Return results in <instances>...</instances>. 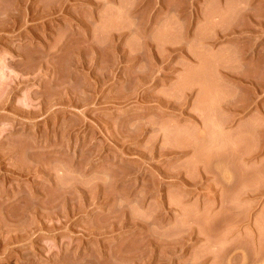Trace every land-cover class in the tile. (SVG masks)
<instances>
[{
    "label": "rangeland",
    "instance_id": "374dc122",
    "mask_svg": "<svg viewBox=\"0 0 264 264\" xmlns=\"http://www.w3.org/2000/svg\"><path fill=\"white\" fill-rule=\"evenodd\" d=\"M262 19L0 0V264H264Z\"/></svg>",
    "mask_w": 264,
    "mask_h": 264
},
{
    "label": "bare ground",
    "instance_id": "6f19581e",
    "mask_svg": "<svg viewBox=\"0 0 264 264\" xmlns=\"http://www.w3.org/2000/svg\"><path fill=\"white\" fill-rule=\"evenodd\" d=\"M241 2H244V1H241ZM245 6V5H244ZM240 8H241V15H242V17L245 19V20H248L249 22H251V19H252V17H253V15H252V13H250V7H241L240 6ZM240 11V10H239ZM254 18V17H253ZM253 20V19H252ZM254 22L256 21V19H254L253 20ZM263 19H262V22H261V26H264V23H263ZM257 23H259L260 22V20H257L256 21ZM252 26V25H251ZM264 28V27H263ZM164 105V104H163ZM167 148V147H166ZM170 150H171V148H170ZM163 151H165V150H163ZM168 151V150H167ZM169 152V151H168ZM170 152H172V151H170ZM169 152V153H170ZM185 182V181H184ZM184 184V183H183ZM262 250V249H261ZM244 260V259H243Z\"/></svg>",
    "mask_w": 264,
    "mask_h": 264
}]
</instances>
